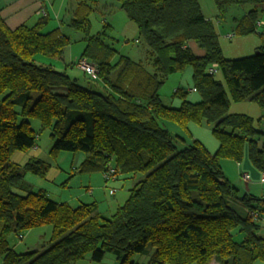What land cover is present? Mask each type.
<instances>
[{
  "label": "trees",
  "instance_id": "1",
  "mask_svg": "<svg viewBox=\"0 0 264 264\" xmlns=\"http://www.w3.org/2000/svg\"><path fill=\"white\" fill-rule=\"evenodd\" d=\"M116 1L137 26L135 41L142 43L146 61L120 53L104 39V29L89 35L94 8L80 0L68 25L88 35L79 60L96 64L97 76L80 69L97 79L92 85L54 67L52 60L64 58L71 41L59 27L43 31L48 17L12 28L0 14L2 264H74L86 255L100 262L107 253L118 264L264 262V236L259 234L264 194L241 193L220 163L241 162L246 153L264 172V127L258 128L253 116L229 112L225 87L232 100L253 101L264 110V21L258 25L264 0H214L220 15L231 5H251L235 18L232 33H256L262 43L254 53L236 58L223 54L216 26L198 0ZM189 41L205 53L196 55ZM39 54L49 59L38 61ZM214 63L223 81L215 78L217 71H208ZM188 66L190 90L198 92L199 100L177 87L180 105H166L160 94L165 79ZM33 120L50 130L52 156L83 152L80 172L99 171L105 178L112 166L116 180L123 175L133 179L125 201L106 214L96 201L72 206L42 188L33 190L27 173L45 177L50 163L39 157L24 165L11 160L14 152L37 145ZM203 121L218 140L213 153L190 129ZM43 225L52 227L49 246L19 253L10 245V233ZM148 244L153 248L149 261H133Z\"/></svg>",
  "mask_w": 264,
  "mask_h": 264
},
{
  "label": "rangeland",
  "instance_id": "2",
  "mask_svg": "<svg viewBox=\"0 0 264 264\" xmlns=\"http://www.w3.org/2000/svg\"><path fill=\"white\" fill-rule=\"evenodd\" d=\"M93 6V11L90 15L91 33H97L101 29L107 31V35L110 38L113 46L120 51V53L130 56L132 59L146 61L145 49L142 43L136 42L137 36L133 35L136 25L130 21L124 10L118 9L116 4H119L116 0H88ZM204 7V11L209 15L216 26L219 34V42L223 54L229 58L242 57L255 52V43H262L258 34L249 35H233L231 38L227 37L228 33H232V27L235 23V16L243 15L244 12L251 7V5H231L222 15L214 2V0H201ZM260 19L264 21V13L261 14ZM127 20V23L125 21ZM109 22L112 28H108L104 25ZM48 24V23H47ZM129 26V27H128ZM65 28V26H64ZM131 28V29H130ZM68 32L70 38V51L72 52V62L77 63L82 53L84 42L80 39L85 33L67 27L65 29ZM40 58H46L44 55H37L38 61ZM55 60V59H54ZM53 61L54 67L60 70L63 68L60 63ZM80 64V63H79ZM151 70L152 66L147 65ZM71 69V70H70ZM70 70V71H69ZM67 73L72 76L78 73L80 79L83 78L80 68L72 65L68 67ZM215 78L223 81V75L220 71L215 73ZM83 81V80H82ZM185 89H192V68L188 66L183 71L175 72L165 79L164 84L160 89V94L163 102L172 107H178L181 103V99L174 96V90L177 87ZM230 98L229 112L231 113H245L253 116L256 119L257 126L260 129L264 127V121L262 120V114L264 110L255 102L234 101L231 99L227 86L225 85ZM59 91H64L63 88H59ZM189 99L193 101L199 100L198 92L190 90L188 94ZM261 119V120H260ZM173 124V123H170ZM33 127L39 132L37 137V147L39 149V158L44 159L50 163L49 170L45 177H39L31 173H27L25 179L31 184L32 189H44L50 198L56 201H67L72 206H76L81 202H91L97 200L101 211L106 214H111L110 205L115 202V198L123 203L129 195V187L131 183L135 182L133 179H124L120 177L107 182L103 177L102 172H78V168L75 167L74 152L62 151L57 156H52L49 151L52 145L50 138V130L48 128L41 129L40 122L38 120L32 121ZM167 127L169 122L166 123ZM173 126V125H171ZM172 132H177L174 127H169ZM190 129L197 139H199L208 149L218 144V140L212 134V126L203 121L200 124H190ZM180 145V144H178ZM74 161V162H73ZM125 176V175H123ZM127 177V176H126ZM125 181V182H124ZM264 182V181H263ZM91 184L93 187L92 195L88 192L87 184ZM115 189L110 195L109 190ZM123 198V200H120ZM116 203V202H115ZM118 204L115 205V208ZM120 205V204H119ZM239 206V205H238ZM115 208L113 211H115ZM52 236V227L50 225H43L34 227L28 230H24L20 233L12 232L8 236L10 245L19 253L33 250L42 249L49 246V240ZM153 248L148 244L144 253H137L133 256V261L140 263H147L151 258ZM114 255L107 253L106 257L100 261H92L90 258H82L76 261L74 264H114ZM0 264H2V258L0 257ZM196 264V263H192Z\"/></svg>",
  "mask_w": 264,
  "mask_h": 264
},
{
  "label": "crops",
  "instance_id": "3",
  "mask_svg": "<svg viewBox=\"0 0 264 264\" xmlns=\"http://www.w3.org/2000/svg\"><path fill=\"white\" fill-rule=\"evenodd\" d=\"M79 1L80 0H0V14L3 17V19L6 21V23L12 28L17 27V26L24 24V23L32 25V24L36 23L39 18H41L43 15H45V17L49 18V22L43 28L44 32H47V31H50L54 28L59 27L64 34L69 36L68 32H66L65 29L67 27H70L68 25V22L70 21L72 14H73V10L75 9V6ZM86 1L89 2L88 0H86ZM198 1L200 3V6H201V9H202L204 16L208 19H211V17L205 13L204 7L202 5V1L201 0H198ZM116 7L117 8L119 7L118 9H122L120 7V4H116ZM40 10H44V13L40 14L39 13ZM242 16L243 15L235 16L234 18H240ZM125 23H127V20L125 21ZM107 24L109 25L108 28H112V25L109 22H107ZM64 26H65V28H64ZM234 26H235V23H234L233 27ZM233 27H232V30H233ZM101 30H103V29H101ZM101 30L98 32H101ZM134 31L135 32L133 33V35L137 36L138 35L137 26H136ZM106 33H107V31H106ZM92 34L94 35V33H91V32L89 33V35H92ZM252 34H256V33H252ZM87 37H88V35L85 34L84 36H81V38H80L84 42V47L86 45ZM103 37L106 41L111 42V40L107 34L104 35ZM259 45H260V43L257 42V43H255L254 47L257 48ZM69 46L71 47V45H69ZM69 46L65 50L64 58L58 60L59 61L58 63H60V65L63 67V68H60V70H66L67 72H69L71 70L70 69L68 71V67H72V65L76 66V63L72 62V59H71L72 52L70 51L71 49ZM189 46L196 55H203L205 53L204 49L200 48L194 41H189ZM84 47H83V49H84ZM42 60L47 61L46 58H42ZM52 61H57V59H55V60L53 59ZM76 68H78V67L76 66ZM82 75H83V78H81V79H80V77H79L80 75H78V73H76L73 76L71 75V76L77 78L80 82H82L83 84H87V85H92L94 83V81L97 80L95 77H88V76L84 75L83 73H82ZM194 137H195V135H194ZM217 147H218V144H216V146H213L208 150L213 153L217 149ZM38 151H39V149H38L37 145L35 147H32L31 149L27 150V151H16L12 154L11 160L14 163H17L19 165H24L30 158L37 157L38 153H39ZM73 157H75V167L74 168L76 169L80 166V164L84 160L85 153L75 152ZM220 163H221V166H222L225 174L227 175V177L239 188L241 193L248 192V193H253L256 195H263L264 194V182H262L260 180L261 171L256 169V167L251 163V161L248 158V155L246 153H245L244 158L241 162H237V161L231 160V159H222ZM78 172H79V170H78ZM245 173L249 174V179L243 178V175ZM120 177H126V176H120ZM124 179H128V178H124ZM130 181H132V179H130ZM87 185H88L87 186L88 192L92 195V193L94 191L93 187H91L90 183ZM131 186H132V183H131ZM115 193H116V190H115ZM115 193L111 194L110 190H109L110 195H115ZM115 200H116L115 201L116 203L113 202L112 205H110V208H112V209H110V210H112L111 213L113 212L116 204H118V205L122 204L121 203L122 201L119 202L116 198H115ZM120 200H123V198H121ZM93 201H96L98 203L99 211L104 212V211H101V209L99 207V202L96 199ZM259 234L264 236V226L260 229ZM106 255H105V257H106ZM86 257L90 258L89 255H86L85 258ZM113 259H114L113 263L118 264V261H117L115 256ZM216 263H217L216 261L211 262V264H216ZM255 264H264V262L263 261H256Z\"/></svg>",
  "mask_w": 264,
  "mask_h": 264
},
{
  "label": "built area",
  "instance_id": "4",
  "mask_svg": "<svg viewBox=\"0 0 264 264\" xmlns=\"http://www.w3.org/2000/svg\"><path fill=\"white\" fill-rule=\"evenodd\" d=\"M39 13H44V10H40ZM263 21H258V25H262ZM234 34L233 33H228L227 37L231 38ZM80 63V64H79ZM78 67L85 71L86 73H88L91 76H97L98 74V69L96 64L88 61L86 58H81L78 61ZM217 64L214 63L211 66L208 67V71L210 73H215L217 71ZM105 175V179L107 181H111V180H115L117 178V173L115 168H113L112 166H109L108 170L104 173ZM244 179H249V174L245 173L243 175ZM261 181H264V172L261 174ZM115 191V189H110V193H113Z\"/></svg>",
  "mask_w": 264,
  "mask_h": 264
}]
</instances>
